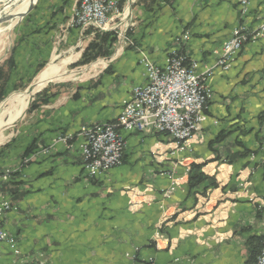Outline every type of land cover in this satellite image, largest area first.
<instances>
[{
	"label": "crops",
	"instance_id": "1",
	"mask_svg": "<svg viewBox=\"0 0 264 264\" xmlns=\"http://www.w3.org/2000/svg\"><path fill=\"white\" fill-rule=\"evenodd\" d=\"M113 1L131 16L127 39L68 86L46 89L22 141L0 159V171L13 172L3 228L19 249L0 243V264H246L249 239L264 235V35L227 70L215 64L235 28L264 22V0ZM78 2L38 0L15 27L12 81L36 78L61 50L78 62L102 33L73 23ZM171 49L209 71L212 97L194 138L178 150L153 131H122L121 165L86 177L80 129L114 123L145 82L141 59L162 67ZM192 164L217 187L189 189Z\"/></svg>",
	"mask_w": 264,
	"mask_h": 264
},
{
	"label": "built area",
	"instance_id": "2",
	"mask_svg": "<svg viewBox=\"0 0 264 264\" xmlns=\"http://www.w3.org/2000/svg\"><path fill=\"white\" fill-rule=\"evenodd\" d=\"M237 2L244 8L248 5V0ZM78 3L72 19L80 30L110 31L112 17L118 15L116 1L79 0ZM263 35L264 22L253 32H247L244 27L235 28L222 44L215 66L227 70L231 59L244 44ZM140 64L145 72V82L132 88L131 98L124 103L115 122L82 127L79 131L83 140L80 144L83 167L89 177L106 173L121 164L125 147L122 131L165 134L179 150L194 138L205 120V110L212 97L204 76L206 71L198 74L197 65L194 62L187 65L186 58L175 49L167 53L162 67L146 58H142ZM9 178L8 171L0 175V243H6L14 254H18L16 239L3 228L11 205L1 185ZM256 264H264V247Z\"/></svg>",
	"mask_w": 264,
	"mask_h": 264
},
{
	"label": "rangeland",
	"instance_id": "3",
	"mask_svg": "<svg viewBox=\"0 0 264 264\" xmlns=\"http://www.w3.org/2000/svg\"><path fill=\"white\" fill-rule=\"evenodd\" d=\"M17 1L18 0L13 1L14 4L11 3L12 2L11 1L10 5L7 7L3 4L4 2L2 0H0V12L4 11L5 13H8L7 9L15 7L14 5ZM37 3H38V0H36L34 7L36 6ZM116 6H117L116 8L118 10V15H114L112 17V22L110 23L111 29L108 32L113 33L114 36L116 37V39L119 38L121 41H125L127 39L129 29L131 28V26H130L131 25V22H130L131 16L127 10L119 8L118 4ZM22 19H18L17 21H15L12 24V26L9 28V30L2 32L0 35V64L6 59V57L9 55L10 51L13 50V52H14L15 46L13 47V45H15L16 42H14V40H13L14 39V37H13L14 32L13 31H14L15 27H17V25H19V23L22 21ZM116 24H117V26H115ZM9 25H10L9 22L4 21V23L3 22L0 23V29H6V27H8ZM74 55H76L75 50H72V52L71 51L66 52V50H61V53L60 54L58 53L57 61L52 63L54 65H60L62 61L66 60L68 58H71L72 62H70L69 64H67L65 66V71L67 73L72 74V79L77 78V77L79 78L81 75L84 76V73H89L87 70L88 66L90 63L95 61L94 60V61H92L86 65H83V66L73 67V65L76 63V61H73V57H75ZM54 59H56V57L53 58V60ZM79 60H80V57L77 58V61H79ZM47 66L48 65H46L45 67H47ZM35 75H36V73H35ZM37 76H36V78L31 77L33 79H31L29 82H27L25 80H23V81H12L11 80V84L9 85V87L7 89L8 90L7 95L4 97V99L2 101H0V118H1L3 123L5 122L4 124H7L8 116L6 113H7L8 109L10 108L9 105L6 103V100L9 97H11L12 95L32 92V90L34 89V85L36 83V80H37ZM71 82H73V81L67 79L66 81L65 80L57 81V82L52 81V82L47 83L44 88H42L40 91L36 92L35 94H33L29 98L26 109L24 110V112L22 113V115L18 119H16L14 122H12L10 124L3 126L0 129V135L3 136L2 141H0V159L5 157L7 155L6 153L11 151L10 148L12 147V145L15 142L20 143L22 141L25 126H21V125L23 122H26L28 114H30L32 112V111L28 112L31 104L38 102L37 96H39L46 89L59 88L60 86H68ZM163 135H165V134H163ZM165 136L168 138L167 135H165ZM30 158H34V157H30ZM122 158H123V154H122ZM28 162H30V161H28L26 159L22 160V163H24V164H27ZM121 163H122V159H121ZM6 171L9 172V177L11 178L13 172L10 169H5V170L0 171V175L5 173ZM108 172H106V173H108ZM84 173H85V171H84ZM103 174H105V173H103ZM103 174H101V175H103ZM85 176L88 178L97 177V176L89 177L86 175V173H85ZM10 178H9V180H10ZM9 180L7 182H9ZM7 182L2 183V185H1V190L3 193H4L3 187L8 184ZM263 237H264V235H263ZM149 264H153V262L152 263L149 262Z\"/></svg>",
	"mask_w": 264,
	"mask_h": 264
},
{
	"label": "trees",
	"instance_id": "4",
	"mask_svg": "<svg viewBox=\"0 0 264 264\" xmlns=\"http://www.w3.org/2000/svg\"><path fill=\"white\" fill-rule=\"evenodd\" d=\"M118 6L119 8H121V4H119ZM115 42H116V37L114 36L113 33L110 32L96 33L94 39L82 52L80 60L77 63H75L73 67L83 66L98 58L107 57L110 54L111 48L114 46ZM42 67L43 65L39 67V70ZM15 69H16V64L13 58V51H10L6 59L0 64V101H2L4 97L7 95V91H8L7 89L11 84V77ZM30 80L31 79H29L27 82H29ZM45 93L46 90H44L39 96H37L38 102H39V98L41 99ZM38 102L32 103L31 106L29 107L28 112L34 111L39 104ZM45 102H47L46 98L45 99L42 98L40 100V103H45ZM157 134L166 137L161 133H157ZM30 150L31 148L27 149L23 156L25 157L27 153L30 152ZM201 168H202L201 165H195V164L190 165L187 173L188 188L195 189L205 183H207L206 188L217 187V183L215 182V180L213 178L206 177L201 172ZM249 244L251 246V253L249 255V259L246 262V264H256V260L264 247V237L263 236L252 237L249 239Z\"/></svg>",
	"mask_w": 264,
	"mask_h": 264
},
{
	"label": "bare ground",
	"instance_id": "5",
	"mask_svg": "<svg viewBox=\"0 0 264 264\" xmlns=\"http://www.w3.org/2000/svg\"><path fill=\"white\" fill-rule=\"evenodd\" d=\"M5 6H9L10 2L13 3L15 0H2ZM35 1V0H34ZM14 4V3H13ZM12 4V5H13ZM32 4L31 0H18L15 3V7H12L8 10V13H5L4 11L0 12V21L1 19L6 18V22H9L10 25L6 27V29H0V35L2 32L9 30V28L12 26V24L17 21L19 18H17L19 15H22L28 7ZM2 23V22H1ZM4 23V22H3ZM55 58V57H53ZM72 62L71 58H68L61 62L60 65H54L50 63L37 77L36 83L34 85V89L32 92L28 93H21L12 95L6 100V103L9 105V109L7 111V124H10L14 122L16 119H18L24 110L27 107L29 98L35 94L36 92L40 91L48 82H57L62 80H72V74L67 73L65 71V66ZM105 63V62H104ZM98 65V64H97ZM102 65V64H101ZM93 66V65H92ZM5 123V122H4ZM0 118V129L7 125L4 124ZM3 136L0 135V141H2Z\"/></svg>",
	"mask_w": 264,
	"mask_h": 264
},
{
	"label": "water",
	"instance_id": "6",
	"mask_svg": "<svg viewBox=\"0 0 264 264\" xmlns=\"http://www.w3.org/2000/svg\"><path fill=\"white\" fill-rule=\"evenodd\" d=\"M31 2H32V4L28 7V9L22 15H19L17 18L22 19L23 17L28 15L33 10L36 0L35 1L31 0ZM4 21H6V18L5 19H1L0 23L4 22Z\"/></svg>",
	"mask_w": 264,
	"mask_h": 264
}]
</instances>
